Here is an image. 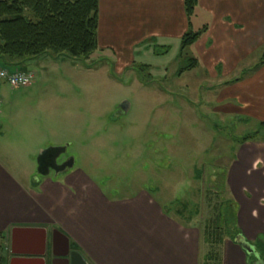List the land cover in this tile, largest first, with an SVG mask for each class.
<instances>
[{"label":"crops","instance_id":"crops-1","mask_svg":"<svg viewBox=\"0 0 264 264\" xmlns=\"http://www.w3.org/2000/svg\"><path fill=\"white\" fill-rule=\"evenodd\" d=\"M196 21L207 29L189 46L219 84L212 112L263 121L264 64L251 66L249 58L264 48V0H199L190 22L184 0H99L98 44L130 58L141 56L144 43L180 50ZM231 147L225 176L242 242L224 240L216 260L207 252L203 220L175 207L173 214L175 201L163 203L146 190L106 194L75 179L73 158L61 178L50 175L52 168L26 178L0 158V264H264L260 254L253 263L246 252L264 234V139ZM70 251L77 254L72 262Z\"/></svg>","mask_w":264,"mask_h":264},{"label":"rangeland","instance_id":"rangeland-1","mask_svg":"<svg viewBox=\"0 0 264 264\" xmlns=\"http://www.w3.org/2000/svg\"><path fill=\"white\" fill-rule=\"evenodd\" d=\"M202 28L196 21L192 30ZM146 44L134 58L99 47L85 62L44 54L20 64L35 78L18 87L0 82V158L26 178L41 176L40 152L65 147L59 161L72 157L75 179L106 194L126 197L146 190L163 203L177 200V209L186 204V217L191 213L192 221L211 226L202 228L211 242L207 252L219 255L221 243L233 240L223 215L230 188L220 175L235 156V137L255 130L258 121L212 112L217 78L201 61L181 71L189 58L198 57L193 45L183 55L176 45L161 52L162 45ZM263 54V46H257L251 66ZM50 175H57L53 168ZM215 204L223 225L218 235L212 231ZM261 242L257 235L256 246L264 247ZM252 259L256 263L258 257Z\"/></svg>","mask_w":264,"mask_h":264},{"label":"trees","instance_id":"trees-1","mask_svg":"<svg viewBox=\"0 0 264 264\" xmlns=\"http://www.w3.org/2000/svg\"><path fill=\"white\" fill-rule=\"evenodd\" d=\"M198 1L184 0L189 22L195 13ZM98 27L99 0H0V63L15 65L17 68L14 70H21L25 67L20 64L44 54L54 58L68 56L85 62L99 48ZM206 29L205 25L198 31L190 29L185 32L181 38V54L184 55L186 47L195 43ZM158 48H161L159 50L161 52H166L168 49L165 46ZM197 64V58H189L181 71L195 68ZM260 64H264V54ZM254 139H264V120L258 123L255 130L241 137H235V140L241 143ZM215 174L217 175V172ZM220 177L224 179L225 173L222 172ZM228 201L229 204L223 215L235 240L237 237H242L241 232L236 228L237 204L233 199ZM176 203L178 201L170 203L169 208L173 209ZM186 209L187 205L184 204L178 214L183 216ZM215 216L216 222L213 225L215 228L212 227V231L218 235L219 232L221 234L223 225L217 210ZM209 228L211 226L206 227L205 230H211ZM259 238L263 242L264 235H260ZM207 240L209 241L208 237ZM253 245L256 247V253L262 256L264 247L259 248L256 243ZM208 255L214 260L218 257L213 249ZM250 256L253 258L255 253Z\"/></svg>","mask_w":264,"mask_h":264},{"label":"water","instance_id":"water-1","mask_svg":"<svg viewBox=\"0 0 264 264\" xmlns=\"http://www.w3.org/2000/svg\"><path fill=\"white\" fill-rule=\"evenodd\" d=\"M127 102H123L122 103V105H121V108L122 109H124L125 111H126V109H127ZM65 151V147H62V146H56V147H50V148H48V149H43L41 152H40V154H39V157H38V169H39V172H41L42 174H47L48 172H49V169L50 168H53L55 171H56V173H58V171L55 169V167L57 166V165H59L58 164V158L62 155V153ZM55 153V154H54ZM53 155V163L51 164V165H45V163H44V158L46 157V156H48V155ZM69 165H70V163H69ZM68 166V165H67ZM19 229L18 228H15L13 231L14 232H16V231H18ZM59 236H63L62 234H60L58 231H56V234H55V238L57 239V238H59ZM64 237V236H63ZM65 238V240H66V245H67V238L66 237H64ZM239 237H237L236 239H235V241H238V242H242L241 240H239L238 239ZM44 244H45V241H44ZM246 244V243H245ZM248 244V243H247ZM46 245V244H45ZM44 245V249L42 250V252L40 253V255H44L45 254V246ZM243 245H244V243H243ZM249 246L250 247H248L247 248V250H246V252L249 254V255H252V254H254L255 253V256H257L258 258L260 257L259 256V253H256V251H255V249H256V247L253 245V244H249ZM67 247H68V245H67ZM70 255H69V258H68V260H69V262H72L73 261V258H74V256L75 255H77L74 251H70V253H69Z\"/></svg>","mask_w":264,"mask_h":264},{"label":"built area","instance_id":"built-area-1","mask_svg":"<svg viewBox=\"0 0 264 264\" xmlns=\"http://www.w3.org/2000/svg\"><path fill=\"white\" fill-rule=\"evenodd\" d=\"M35 75L32 71L14 70L0 65V82H7L12 87L26 86L33 83ZM2 101L0 99V106Z\"/></svg>","mask_w":264,"mask_h":264},{"label":"flooded vegetation","instance_id":"flooded-vegetation-1","mask_svg":"<svg viewBox=\"0 0 264 264\" xmlns=\"http://www.w3.org/2000/svg\"><path fill=\"white\" fill-rule=\"evenodd\" d=\"M55 154V153H54ZM53 154V155H54ZM53 155H48L44 158V163L45 165H51L53 163ZM72 161V157H67V158H63L62 160L59 161L58 159V164L55 169L58 171V174H66L68 172L67 170V165H69V163H71ZM51 171V170H50Z\"/></svg>","mask_w":264,"mask_h":264}]
</instances>
